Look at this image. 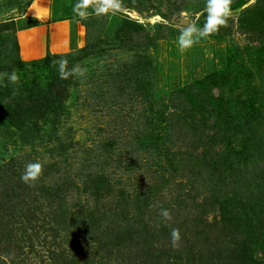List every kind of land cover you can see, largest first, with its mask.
I'll return each instance as SVG.
<instances>
[{
    "label": "rangeland",
    "instance_id": "1",
    "mask_svg": "<svg viewBox=\"0 0 264 264\" xmlns=\"http://www.w3.org/2000/svg\"><path fill=\"white\" fill-rule=\"evenodd\" d=\"M206 2L87 0L78 49L23 65L31 0H0V264H264V0L181 50Z\"/></svg>",
    "mask_w": 264,
    "mask_h": 264
},
{
    "label": "crops",
    "instance_id": "2",
    "mask_svg": "<svg viewBox=\"0 0 264 264\" xmlns=\"http://www.w3.org/2000/svg\"><path fill=\"white\" fill-rule=\"evenodd\" d=\"M77 4L79 0H31L24 19L34 23L15 34L23 62L78 49L83 17L79 13L84 11L83 7L76 9Z\"/></svg>",
    "mask_w": 264,
    "mask_h": 264
},
{
    "label": "clouds",
    "instance_id": "3",
    "mask_svg": "<svg viewBox=\"0 0 264 264\" xmlns=\"http://www.w3.org/2000/svg\"><path fill=\"white\" fill-rule=\"evenodd\" d=\"M87 3V0H84V4H77L76 9L82 8ZM231 3L232 0H207L205 11L207 13L206 20L202 29H198L194 27L191 22H189L188 26L185 27L184 31H182L178 37V45L181 50H185L191 48L196 40L194 39V35H198L199 37H207L213 33L219 31L221 27L226 26L228 18L232 15L231 12ZM109 3L108 0H105V3L96 9L97 14H102L108 11ZM75 11V9H74ZM80 15H84L83 12L79 13ZM54 63L59 65V74L61 79H66L68 75L71 73H67L65 71V66L68 61L66 59H60L55 61ZM73 72L80 71V69L74 68ZM9 79L11 81H15L17 79L16 72L13 71ZM42 164L39 162H30L26 164L23 174L20 179L25 184L30 182H35L39 179L42 173ZM160 215L165 219H171L170 213L167 209H161ZM180 232L178 229H173L171 232V240L173 246H175L180 240Z\"/></svg>",
    "mask_w": 264,
    "mask_h": 264
},
{
    "label": "trees",
    "instance_id": "4",
    "mask_svg": "<svg viewBox=\"0 0 264 264\" xmlns=\"http://www.w3.org/2000/svg\"><path fill=\"white\" fill-rule=\"evenodd\" d=\"M146 39H147L148 42H154L156 40V38L155 37H152L150 34H148V36L146 37ZM5 42H6L5 38L2 35H0V48L3 47V45L5 44ZM16 53H17L18 58L20 59V56H19V45H18V43L16 44ZM49 57H54V56L53 55H49ZM20 62L23 65L26 64L23 61H20ZM259 203L260 204H264V202L263 203L262 202H259ZM263 210H264V207H263ZM262 219H263V227H264V217H262Z\"/></svg>",
    "mask_w": 264,
    "mask_h": 264
}]
</instances>
